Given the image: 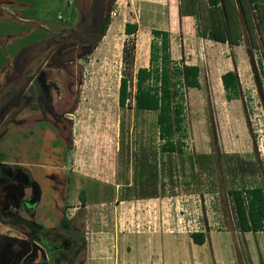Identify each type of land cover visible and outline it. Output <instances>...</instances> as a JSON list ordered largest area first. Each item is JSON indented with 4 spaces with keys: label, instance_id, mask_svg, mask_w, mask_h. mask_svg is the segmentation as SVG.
Segmentation results:
<instances>
[{
    "label": "rangeland",
    "instance_id": "obj_1",
    "mask_svg": "<svg viewBox=\"0 0 264 264\" xmlns=\"http://www.w3.org/2000/svg\"><path fill=\"white\" fill-rule=\"evenodd\" d=\"M99 1L75 0L80 18L91 13ZM18 2L22 11H14L16 15L22 13L25 19H30L24 15L36 12L41 25L0 19V37L4 38L0 40L2 58L13 46L47 36V29L60 22L55 19L56 12L65 16L70 7L66 0ZM146 3L112 0L105 37L79 66H72L76 71L62 83L64 91L66 84L80 90L70 150L73 162L67 165L74 169L70 191L67 198L62 170L28 166L42 190L41 202L30 218L46 225L58 223L62 203L67 198L64 215L72 221L71 231L75 227L81 229L86 251L81 248L78 257L82 258L84 250L85 264H114L116 248L122 259L129 258L136 264L145 260L153 264H264V229L242 231L228 194L229 189L236 187L260 185L264 189V51L252 54L253 67L250 59L248 63L245 58H238L240 97L231 103L225 104L223 92L216 88L197 91L183 87L187 127V136L182 140L184 153L181 157L169 156L159 149L156 112L135 109L133 100L127 108L118 105L120 77L129 76L130 90L134 93V74L144 64L146 37L142 32L159 24L154 5ZM113 11L117 16H111ZM123 22H135L141 29L134 35H126L120 29ZM30 27L32 33L37 31L33 37L26 36ZM126 43L129 46L133 43L134 47L131 66L123 59L122 48ZM58 74L55 71L56 79ZM24 116L23 122L0 135V162L56 161L62 154L64 141L44 135L43 122L37 120L33 111H25ZM122 134L128 168L119 164ZM141 153L150 165H157L155 191L159 196L117 201L125 195H134V168ZM197 153L208 154L210 158L203 161L199 158L202 163L191 164L187 157ZM249 162L256 163L255 170ZM81 189L84 200L78 198ZM135 189L140 191V187ZM1 227L2 232H13L12 228ZM196 230L205 234L202 245L195 244L190 237ZM15 233L14 230L12 234ZM36 258L34 263L39 259ZM59 264L67 261L63 259Z\"/></svg>",
    "mask_w": 264,
    "mask_h": 264
},
{
    "label": "flooded vegetation",
    "instance_id": "obj_2",
    "mask_svg": "<svg viewBox=\"0 0 264 264\" xmlns=\"http://www.w3.org/2000/svg\"><path fill=\"white\" fill-rule=\"evenodd\" d=\"M18 1L0 0V19L41 25L36 12L24 15L30 19H25L22 13L16 15L14 11H22ZM230 1L233 6L228 5V17L225 20L229 33L231 19L236 11L234 0ZM74 2L75 0H66L65 4L70 7L67 8L65 16L59 11L56 12L55 19L60 22L47 29V36L41 33L35 41L28 40L21 46H13L9 53L4 52V58L0 56V135L9 127L23 122L25 111H33L37 120L43 122V134L57 140L60 138L65 144L56 161H23L13 164L0 162V264H59L63 259L67 264H85L83 253L85 255L86 244L80 233L81 229L75 227L71 231L72 221L64 215L74 171L67 165L73 162L70 150L73 145V120L80 103V90L76 91L77 88L73 89V85L66 84L67 89L64 91L62 83L76 71L72 66L89 57L88 53L94 52L106 35L110 24L111 3L109 0H100L94 10L81 19ZM241 2L243 5V0ZM253 4L249 12L251 14L252 10L255 16V26L249 23L246 14L248 10L244 6L242 12L246 17L251 46L255 50V53L248 50L252 67V54L260 55L264 51V0H255L256 8ZM229 7L232 12H229ZM30 29L31 27L28 28ZM255 30L259 35L258 45L254 41ZM36 32L35 30L32 33L30 30L26 36L33 37ZM229 36H232L231 33ZM3 39L0 37V40ZM228 42L235 43L232 39ZM81 70L83 72L82 68ZM55 71L59 73L57 79ZM74 95H77L75 99ZM28 166L59 169L65 175L67 198L62 203L58 223L46 225L30 218L41 202L42 190L34 172ZM83 193L84 189H81L78 198L84 200ZM63 219L68 221L67 226ZM1 225L12 228L18 235L10 231L2 232ZM59 228L63 232L56 231ZM81 241L83 244L79 243ZM81 248L84 249L83 259L78 257ZM37 256L39 259L34 263Z\"/></svg>",
    "mask_w": 264,
    "mask_h": 264
},
{
    "label": "trees",
    "instance_id": "obj_3",
    "mask_svg": "<svg viewBox=\"0 0 264 264\" xmlns=\"http://www.w3.org/2000/svg\"><path fill=\"white\" fill-rule=\"evenodd\" d=\"M210 6L213 17L211 27L203 25L201 32L197 31L200 36L208 37L216 41H231L228 27L225 23L228 17L229 0H205ZM253 7L256 8L255 0H250ZM189 15H196L198 10L201 11L202 2L199 0H188ZM240 8L243 11L241 0H238ZM233 6V3L230 4ZM193 9V10H192ZM221 19H223L221 21ZM138 25L133 22H125L124 34L134 35ZM153 37L150 43L149 66L139 67L135 72V90H130V79L128 75H122L118 87V105L122 108L129 107L130 101L133 100L134 108L143 111L156 112V124L158 138L161 141L160 151L169 156L175 154L182 156L183 138H186L187 131L185 126V94L183 87L199 88L198 80L199 67L197 65L178 66L170 60L168 32L156 28L151 29ZM159 39V43L155 41ZM133 43L123 45V59L128 66L134 61ZM221 82L225 92L226 100L230 101L240 97V83L236 70H228L221 75ZM264 86V78H263ZM124 134V132H123ZM120 139L119 164L128 168V154L124 155L125 143L123 135ZM125 137V136H124ZM144 153L138 155L134 168L135 188L140 187V191L133 188L134 195H125L117 201L157 197V165H150L144 156ZM188 160L191 164L202 163L203 160L209 159L210 156L205 153L189 155ZM202 158V161L198 160ZM252 170L256 169V163L249 162ZM128 184L126 181L125 185ZM146 188H153V191H145ZM232 206L235 210L237 224L244 232H259L264 229V189L260 185L242 188H231L228 190ZM67 226L68 221L63 219ZM195 244L202 245L205 242V234L202 231L192 232L190 234Z\"/></svg>",
    "mask_w": 264,
    "mask_h": 264
},
{
    "label": "crops",
    "instance_id": "obj_4",
    "mask_svg": "<svg viewBox=\"0 0 264 264\" xmlns=\"http://www.w3.org/2000/svg\"><path fill=\"white\" fill-rule=\"evenodd\" d=\"M199 1L202 2L201 11H196V15H189L186 14L187 12H181L182 6L184 8L183 11H188L190 9L188 0H144L145 3L147 2L146 4L154 5L153 10L158 12L157 21L159 24L146 29V33L142 32V35L146 37V56L143 57L142 60H144V64L140 67L149 66L150 43L153 39L151 29L156 28L167 31L170 60L180 67L184 65H197L199 67L198 80L200 87L195 88L185 86V88H195L197 91H213L216 88L223 92L222 96L225 104L231 103V101L235 99L230 101L226 100L221 82V75L228 70H236L238 76L240 77V69L237 63L238 58H245V60L249 63L248 50L255 53L248 36L246 17L242 14L243 11L240 8L238 0H234L236 11L234 13V17L231 19V25L229 28L232 35L231 39L235 43H230L228 41H216L209 39L208 37L200 36L197 31L200 33L203 25L208 26L209 29L212 25L213 19H216V16L213 17L209 9L210 6L207 5L205 0ZM228 4L230 6V0ZM243 6L246 10H248L246 14L249 23H251V26H255V16L252 10L251 14L249 12V10L252 9V3L250 0H243ZM229 12H232V8L230 9V7ZM222 20L223 19H221V21ZM124 24L125 23L123 22L120 26L122 31L124 30ZM140 29L141 28L138 25L137 31H140ZM255 37V44H260L257 30H255ZM155 41L159 43V39H155ZM137 49L139 50V41L137 43ZM205 83H207L209 87L204 88ZM118 250L119 249L116 248L113 252L115 256L113 261L114 264L137 263V261L130 260L129 258L122 259V256L118 255ZM148 251L149 250L147 249V252ZM127 256L128 255L125 257ZM146 262H148V264H153L148 260L142 261L143 264H146ZM155 264L161 263L157 262Z\"/></svg>",
    "mask_w": 264,
    "mask_h": 264
},
{
    "label": "built area",
    "instance_id": "obj_5",
    "mask_svg": "<svg viewBox=\"0 0 264 264\" xmlns=\"http://www.w3.org/2000/svg\"><path fill=\"white\" fill-rule=\"evenodd\" d=\"M116 15V12L115 11H113V12H111V16L113 17V16H115ZM117 16V15H116ZM197 231V230H196Z\"/></svg>",
    "mask_w": 264,
    "mask_h": 264
},
{
    "label": "water",
    "instance_id": "obj_6",
    "mask_svg": "<svg viewBox=\"0 0 264 264\" xmlns=\"http://www.w3.org/2000/svg\"><path fill=\"white\" fill-rule=\"evenodd\" d=\"M109 1H110V3H112V0H109ZM103 33H105V31Z\"/></svg>",
    "mask_w": 264,
    "mask_h": 264
}]
</instances>
